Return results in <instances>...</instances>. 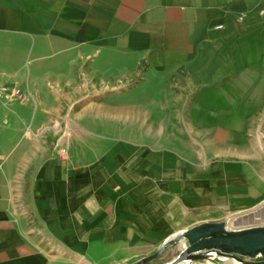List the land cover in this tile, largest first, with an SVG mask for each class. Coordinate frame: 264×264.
I'll return each mask as SVG.
<instances>
[{
	"label": "crops",
	"instance_id": "1",
	"mask_svg": "<svg viewBox=\"0 0 264 264\" xmlns=\"http://www.w3.org/2000/svg\"><path fill=\"white\" fill-rule=\"evenodd\" d=\"M0 87V264L261 224L263 0H0Z\"/></svg>",
	"mask_w": 264,
	"mask_h": 264
},
{
	"label": "water",
	"instance_id": "2",
	"mask_svg": "<svg viewBox=\"0 0 264 264\" xmlns=\"http://www.w3.org/2000/svg\"><path fill=\"white\" fill-rule=\"evenodd\" d=\"M261 224L228 229L226 222L202 223L180 232L167 240L154 254L132 264H150L171 247L184 244L181 252L164 264H199L210 261L234 260L233 264H264V260L254 262L249 259L264 258V204L253 215Z\"/></svg>",
	"mask_w": 264,
	"mask_h": 264
},
{
	"label": "rangeland",
	"instance_id": "3",
	"mask_svg": "<svg viewBox=\"0 0 264 264\" xmlns=\"http://www.w3.org/2000/svg\"><path fill=\"white\" fill-rule=\"evenodd\" d=\"M182 245V248H184V244H181ZM175 246H177V245H175ZM176 248V247H175ZM168 250H170V251H168V252H165L164 253V257L162 258V259H159L160 258V256L158 257V258H156L154 261H152L150 264H157L158 262H160V261H164L165 260V262L166 261H168V260H170V259H172V257H177L179 254H178V251H174V253H172V250H174V249H168ZM249 260H252V261H254V262H257V261H262V260H264V258L263 257H258V258H255V259H249ZM164 262V263H165ZM219 262L221 263V264H233L235 261L234 260H232V259H230V260H227L226 262H224V261H222V260H219ZM228 262V263H227ZM199 264H209L210 263V261H200V262H198ZM211 264H213V263H211Z\"/></svg>",
	"mask_w": 264,
	"mask_h": 264
},
{
	"label": "built area",
	"instance_id": "4",
	"mask_svg": "<svg viewBox=\"0 0 264 264\" xmlns=\"http://www.w3.org/2000/svg\"><path fill=\"white\" fill-rule=\"evenodd\" d=\"M264 1V0H263ZM223 26H217V29H221ZM5 94V91L0 87V97L3 96ZM15 95L18 97V99L20 101H27L29 94H24L22 91L20 90H15Z\"/></svg>",
	"mask_w": 264,
	"mask_h": 264
},
{
	"label": "bare ground",
	"instance_id": "5",
	"mask_svg": "<svg viewBox=\"0 0 264 264\" xmlns=\"http://www.w3.org/2000/svg\"><path fill=\"white\" fill-rule=\"evenodd\" d=\"M229 224V223H228ZM235 224L232 222V226H234ZM228 228V227H227ZM228 263V262H227ZM209 264H211V263H209Z\"/></svg>",
	"mask_w": 264,
	"mask_h": 264
}]
</instances>
